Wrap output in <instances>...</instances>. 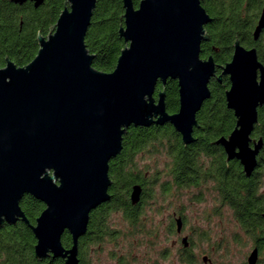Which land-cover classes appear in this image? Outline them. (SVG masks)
I'll use <instances>...</instances> for the list:
<instances>
[{"label": "water", "instance_id": "obj_1", "mask_svg": "<svg viewBox=\"0 0 264 264\" xmlns=\"http://www.w3.org/2000/svg\"><path fill=\"white\" fill-rule=\"evenodd\" d=\"M30 2L36 9L43 4ZM96 3L64 0L48 36L38 35L35 58L23 68L10 61L0 68V227L18 219L27 223L19 206L24 196L42 202L45 209L30 226L36 259L51 254L78 264V240L86 234L90 213L111 199L109 163L120 154L129 128L169 124L184 146L191 145L196 115L210 97L215 65L211 57L200 59V48L211 18L201 0H141L137 8L122 0L118 34L126 47L111 73L92 67L94 56L84 44ZM263 29L264 10L254 39ZM222 75L229 76L225 101L235 126L212 145L223 149L226 162L238 161L249 177L262 147L261 139L250 136L264 104V67L254 50L236 42ZM168 80L178 84L173 115L165 110L164 92L154 98L157 84ZM140 195L134 186L130 202L137 204ZM65 232L71 237L68 250L61 243ZM182 242L186 246L185 238ZM255 261L256 251L248 264Z\"/></svg>", "mask_w": 264, "mask_h": 264}, {"label": "trees", "instance_id": "obj_2", "mask_svg": "<svg viewBox=\"0 0 264 264\" xmlns=\"http://www.w3.org/2000/svg\"><path fill=\"white\" fill-rule=\"evenodd\" d=\"M13 0H0V68L6 61L12 62L17 68L27 66L37 55L39 45L38 35L47 37L50 28L54 26L64 10V0H43L39 8H34L30 0L22 5L14 4ZM141 0H132L137 8ZM246 0H201V6L206 14L213 19L212 25L206 28L209 41L201 45L200 58L208 55L221 64V57L228 56L227 50H221L217 55L213 48H227L238 39L235 35L246 34L251 29L255 18V9L246 7ZM122 0H97L93 11L90 27L84 40L89 54L94 56L92 67L102 73H111L116 65L121 51L126 47L118 31L123 26ZM228 18L236 22L233 26L223 24ZM221 20L220 29L218 22ZM217 22V23H216ZM220 30V34H219ZM220 37V38H219ZM160 92L165 93V110L173 115L178 112L179 95L176 81L168 80L164 86L157 84L154 98ZM198 128L194 129L195 142L183 146L179 135L171 125L151 126L149 128L131 127L123 135L120 154L109 163L108 176L111 180L109 194L111 199L93 211L90 216L88 232L80 241V248L91 244L94 247L103 245L107 239L115 247L123 246L133 252L137 237L151 238L155 234L149 228L148 210L146 204H132L129 195L134 186H139L143 195L152 190L153 184L165 177L160 186L163 192L170 190L203 189L209 184L210 189L221 194L231 190L247 191L255 189V180L251 183L240 173V169L225 164L222 149L212 146L221 137L226 138L233 131L235 118L226 109L224 96L213 88L211 99L207 101L196 115ZM255 137H261L264 142V111L258 112V123L255 126ZM264 157V154L261 155ZM205 159H215V163L205 162ZM149 161V165L140 166L138 162ZM162 165V170H158ZM212 165L206 170L204 167ZM161 174V175H160ZM145 175H148L145 178ZM149 193V192H148ZM147 207V208H146ZM31 222L41 213L42 205L30 209L25 202L21 204ZM22 209V210H23ZM120 214L123 230L113 228L111 216ZM236 216L241 233L245 232V215L237 210ZM147 219V221H146ZM88 238V239H87ZM143 241V240H142ZM237 247L242 246L241 239L234 237ZM33 236L28 229H18L16 233L0 231V254L12 256L22 255L24 258H12L13 261H30L33 255ZM64 247H70L68 236L62 239ZM150 245V243H149ZM187 264H195L191 257L186 258ZM222 264H230V260H222Z\"/></svg>", "mask_w": 264, "mask_h": 264}, {"label": "flooded vegetation", "instance_id": "obj_3", "mask_svg": "<svg viewBox=\"0 0 264 264\" xmlns=\"http://www.w3.org/2000/svg\"><path fill=\"white\" fill-rule=\"evenodd\" d=\"M245 2H246L245 6L249 7L251 11L255 9V15H254L255 18L251 22L250 31L248 33L246 32V34L244 35L243 34L235 35L238 39L237 40L235 39L232 45L227 48H222V49L213 48V52L216 55L221 50L228 51L227 52L228 56L221 57V61H222L221 64L216 63L211 55H208L205 59L200 58L201 60L205 61L209 57H211L215 65V74L211 78L208 84L210 97L208 98V100L204 102V104L211 99L213 88H216L217 92L224 96V100H225V93L226 91H228L230 87V82H229V76L222 75V68L231 62L234 53V45L236 42H238L239 46L246 51L254 50L256 53L257 61L264 67V29L260 32L257 39H254V35H253L254 30L258 24L259 17L264 10V0H246ZM220 21L221 20L217 21L218 22L217 25L219 29L221 25ZM213 22L214 21L211 18V22L208 25H206L204 28L207 36L208 34L206 28L212 25ZM226 22L229 24V26H233L236 23L234 22V19L231 20L230 18H228L225 22H223V24H226ZM219 34H220V30H219ZM208 41L209 39L206 42ZM200 56H201V51H200ZM218 78H220V80H218ZM227 110L232 112L229 109ZM259 111H264V104L261 108L257 110V115ZM254 132H255V127L253 133L250 136L251 140L255 142L258 139L262 140L261 137H255ZM179 137L181 140L180 135ZM214 147L221 148L220 146H214ZM250 147L253 148V143H250ZM222 152L224 154L223 149ZM262 154H264L263 140H262V147L259 150L258 155L256 156L255 167L249 177L244 176L243 169L238 161L232 160L230 162H226V156L224 154L225 164L227 165L230 164L233 165L232 166L233 168L240 169V173H242L243 177L247 179L249 182L252 183L255 180L254 182V185H256L255 189H251L247 191L231 190L221 194L217 190L210 189V185L207 184L203 186L204 188L201 190L185 189L180 191L170 190L163 192L162 190L158 189L156 190V192L153 193V196L149 195L151 190L146 191L145 195H143L141 192L139 203L146 204L148 209L152 208L154 215H160L161 212V210L159 209L160 207H158L159 205L156 203L159 202L157 201L159 196L161 197L163 195L166 198L169 196L172 197V195H174L176 198H178L183 195V197H185L184 200L186 202L184 203L186 205H182L180 208L175 207L173 202L169 201L168 209H171V213H169L167 218L165 219V225L163 227L166 228L164 232L165 242L166 243L168 242L170 246L165 247L163 251L159 250L158 252L155 250L156 246H158L159 244L156 238L149 245L150 251L153 248L155 252L152 253L150 252L149 254L143 253L142 255H140V253L137 250V247H134L133 252L130 253L127 249H125L124 245L123 246L119 245V247H115L107 239L104 240V243L101 246L94 247L91 244L92 242L91 241L88 245H85V247L81 249L79 243L83 237L89 234L87 232L90 222V216L91 213L93 212L92 211L89 215V222H88L86 234L78 240V245H77L78 264H187L185 261L187 257L193 258L196 263V260L198 258L191 253V250L194 247H197L198 249V246L200 247L203 246L204 244L209 246L210 243L208 242H210V240H213V243L211 244H213L212 249H213L214 258H212V254H210L207 250L200 251V258L203 264H218L217 261L222 262L221 260H229V258L232 257L231 245H234L236 248L239 249V247H237V245L234 243L235 236L237 237L239 236L241 239V243L245 244L247 247V252L246 254L243 255L242 258L243 261L241 264H248V258L254 251H256V261L254 264H264V157H261ZM204 161L208 163L216 162L215 159H205ZM212 165L213 164L206 166L204 167V169L216 170V168H211ZM147 177L148 175H145V178ZM149 199H154V201L152 200V202L148 203ZM23 202H25L27 206H31L30 209L35 208L36 205H40V206L42 205L41 213L45 209V205L42 202L26 195L21 199L19 206L22 213L24 214L27 223H25L21 219H18L14 224L5 223L3 226L0 227V231H4V233H11V232L16 233L18 229H28L31 232L30 226H35L36 219L40 216L41 213L35 218L33 222H31L27 217L25 210L21 208V204ZM149 204L150 206H148ZM190 205L192 206L197 205V207L200 208V217L198 219V222L199 224H201V226L197 227L198 229L197 232L190 231L191 227L189 226V221L187 219V216L185 215V213L188 212L187 210ZM237 210L241 211L245 215L244 217L246 222V229L244 233H241L238 225L239 222L236 216ZM156 224L155 223L153 224V229L155 231L158 229V226ZM158 224L162 226L161 222H159ZM178 226L180 228L179 230H178ZM227 228H229V232L225 231ZM32 236L34 239V244L32 245L33 255L30 261H23L19 259L16 261L12 260V258H24V256L22 255L12 256L9 254H0V264H65L64 260H62L61 258H54L51 254H49L44 259H36L34 254V246L36 245V240L33 234ZM66 236H68L71 241L70 235L67 232H65L61 238V243H62V239ZM217 237L219 238L218 241L214 242L215 238ZM184 238L186 239V246H184L182 242ZM133 245L137 246L136 241H134ZM70 248L71 246L64 247V249L66 250ZM204 258L206 259V262L203 261Z\"/></svg>", "mask_w": 264, "mask_h": 264}, {"label": "rangeland", "instance_id": "obj_4", "mask_svg": "<svg viewBox=\"0 0 264 264\" xmlns=\"http://www.w3.org/2000/svg\"><path fill=\"white\" fill-rule=\"evenodd\" d=\"M138 164L140 166L149 165V161H147V160L146 161H140V162H138ZM159 166L160 167L158 168V170H162V168H163L162 165L160 164ZM164 181H165V177L161 175L160 179L157 180L153 184V188L151 190L152 192L150 191L149 195L153 196V193L156 192V190L160 189V186L164 183ZM184 198L185 197H183V195L178 197V198H176L174 195H172V197L169 196V197H166V198L163 195L161 197L159 196V198L157 199V201H159V202H156V203L159 205L158 207H160L159 208L161 210L160 215H154L152 208L148 209L149 211L144 213V214H146L145 216H147L148 220H149V222L147 223V226H149V228H153V224L157 223L156 225L158 226V229L155 231L156 234H154V236H152L151 238L142 239V237H137L136 245H137V250L140 253V255H142L143 253L149 254L150 252L151 253L155 252V250L158 251V252H159V250L163 251L165 249V247H169L170 246V244L168 242L167 243L165 242L164 232H165L166 228L163 227L165 225V219L167 218L168 214L171 213V209H168L169 201H172L175 207L180 208L182 205H186L184 203V202H186L184 200ZM152 200L154 201V199H149L148 203L152 202ZM148 206H150V204ZM187 211L188 212H186L185 215L187 216V219L189 221V226L191 227L190 231L197 232V230H198L197 227L201 226V224H199V222H198V219L200 217V208L197 207V205L196 206L190 205ZM120 216H121L120 214L112 215L111 216V225H112L113 228H117V229L123 230L124 226L119 224ZM146 221H147V219H146ZM159 222L162 223V226H160V224H158ZM225 231L229 232V228H227ZM155 238L157 239L159 244H158V246H156L155 250L152 248V250L150 251L149 243H151ZM218 239H219L218 237L215 238L214 242H217ZM208 243H210L209 246L204 244L203 246H200V247L198 246V249H197V247H194L191 250V253L194 254L198 258L196 260L195 264H203L202 261H201V258H200V251L201 250H207L210 254H212V258H214L213 257V249H212V245L213 244H211V243H213V240H210V242H208ZM231 248H232V252H231L232 253V257H230L229 260L231 261L232 264H241L242 261H243V259H242L243 255L246 254V252H247L246 245L243 244L242 246L239 247V249L236 248L234 245H231ZM218 254H219V252H218ZM218 254H217V256H218ZM217 263L218 264H222L224 262L217 261Z\"/></svg>", "mask_w": 264, "mask_h": 264}]
</instances>
